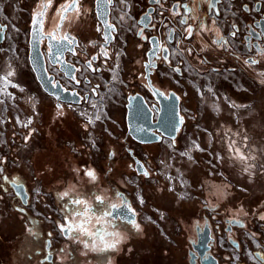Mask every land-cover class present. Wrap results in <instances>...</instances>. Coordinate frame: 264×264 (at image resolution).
Masks as SVG:
<instances>
[{"label":"flooded vegetation","instance_id":"obj_1","mask_svg":"<svg viewBox=\"0 0 264 264\" xmlns=\"http://www.w3.org/2000/svg\"><path fill=\"white\" fill-rule=\"evenodd\" d=\"M70 3H72V0H52L51 6L44 15L45 33L56 30L57 25L60 24L58 12H62L61 6ZM79 4L78 11L64 13L66 19L59 35L61 37L69 35L77 41L73 45L75 54L66 51L60 59L78 69L73 75L80 83L77 84L76 80L71 79L60 64L53 65L51 63L47 40L41 41L40 46L47 72L50 77L54 78L53 84L56 85L59 82L66 91L74 92L81 98V104L74 105L58 103L52 95L44 92L30 64L32 20L34 13L39 8L40 0H0V10L6 16L5 18H0V40H2L0 43V59L5 60L6 58L3 48L10 31L11 20L8 15L15 13L26 15L22 28L27 37L26 43L22 46L23 51H21V56L26 57V61L25 64L21 65L22 68L25 67L29 71V73L25 72L29 83L22 82V84H24V89H32L33 98L37 95L39 101L33 104H26L27 111H25L23 118L24 120H31L29 127L34 128L32 126L34 124L33 117L34 115L38 116L37 130L34 128L36 135L40 134V132L43 133L45 130L46 114H51L54 122L61 116L72 115L79 118L75 106L86 108L92 98L99 95L103 88V81L112 80L114 62H117L120 58V67L123 68L125 57L130 55V46L133 43L139 52L138 56L141 57L137 61L142 63V75L144 78L143 84L139 83L140 85H138L141 89L137 90L133 95H142L151 107L159 105V103L156 101L155 94L148 84L147 74L152 86L158 92L166 97L172 93L176 94L180 99L181 107L183 95L189 91L190 84L195 85L198 93H206V88L208 90V87H203V83L212 85V79L215 75H220L222 87L219 84L216 85V83L211 87L213 89H222L227 94L246 95L262 89L261 79L264 78V75H260V73H264V55H258L256 48H252L249 51V42L252 45L264 48V0H219V3L215 5V9L212 11L209 9L208 0H160L159 4L150 3L149 0H125L124 4H121L120 0H110L108 4H105L103 0H99V3L98 0H79ZM177 4L180 5L178 15L174 14L177 12L175 7ZM185 4L188 5L191 11L184 8ZM245 6H247V10H245ZM125 11L127 15L121 20L120 17ZM215 11H219L218 16L215 15ZM105 13L107 16H105ZM146 14L148 18L141 23V18ZM185 17L188 18V24L192 25L194 29L190 39L185 38L184 29L187 26L179 23ZM105 18L109 24L114 25L116 28V31L112 34L113 40L107 45L108 57L100 54V47L105 43L103 39V20ZM213 18L216 20L215 26H212L211 23ZM201 21L213 27V31H200L199 35H197L196 30L200 28ZM233 24L238 29L235 36L230 35L235 30L232 27ZM97 28H100L101 31H97ZM141 29H143V37L138 35ZM216 29H218V33ZM171 30H174L173 39H169ZM249 33H252V35L249 36ZM152 37L157 38L161 50L155 60V67L149 72L148 69L146 70L145 65L149 62L147 54L154 47L151 42ZM219 37L226 39L228 41L227 45L220 46L213 43V40ZM164 48L168 49V61L163 59L165 55ZM121 49L123 50V55L119 53ZM188 49H191L190 53ZM118 53L120 55L117 59ZM92 56H97V60L93 61L92 67L93 69H99V71L86 70V63ZM250 57L257 59L259 63L252 66L245 64L244 61ZM186 61L193 63V65L189 66L192 72L190 73L191 76L188 77L185 74L188 71L183 65ZM174 68H179L180 71L175 72L173 71ZM22 74L23 72L17 78L20 83ZM205 75H209V78H205ZM173 78L176 79L175 82ZM203 80H206V82ZM246 80L249 82L248 84L245 82ZM86 81H91V83H86ZM172 83L175 85H172ZM37 90L38 93L36 92ZM40 97L43 100L42 102ZM232 101L233 103L236 102L235 100ZM45 103L48 105H45ZM126 106L127 103L124 110L125 122ZM181 117H183L182 113ZM84 124L86 123L84 122ZM48 127L49 125L46 126V128ZM96 127L97 124L93 126L95 131ZM183 127L179 134L182 132ZM122 140V149L125 155L130 158L131 164L124 165L127 161L123 159V156L122 159L124 161L122 160V164L124 167L120 168V171H127L130 174L124 177L122 173L116 171L117 165L113 162L115 154L111 153L108 160L109 168L106 173L104 172L106 177H101L106 181L104 185L100 184L101 179L97 172L96 164L91 166V168L83 167L84 170L82 172L84 174L81 175L79 173L76 186L64 188L63 191L54 193L51 195V199L41 195L39 201L33 203V194L30 192L29 185L26 182L20 177L16 178L17 181L5 179V182L9 185L19 202V206L16 209L20 213H26L28 219H30V222L25 223V227H27L29 237L32 238H30V241H33L34 244L33 249H31L32 253L29 252L28 254L30 260L33 258V264H116L113 260L125 245L128 237L133 233L137 235L144 234L145 228L150 225V216L153 218L152 222L157 225V235H164L166 221L163 215L155 213L151 215L150 202L146 193L148 186L147 188H141L143 193L141 202L135 194L136 186L132 181L133 179H140V181L154 179L160 174L156 169L162 168L164 162L167 163L168 160L171 162L173 158L170 155L168 156V153H163L156 157L148 152V147L162 145L168 139H163L161 143L156 144H141L128 135L127 129ZM169 141L177 143L176 140ZM18 145L21 146V143ZM7 155L11 156L13 153ZM6 157V155L0 157V164L2 162L5 163ZM136 159L148 171V176L136 173ZM149 164L152 169L148 166ZM86 170H95L97 180L92 181L86 175ZM115 174L117 177L114 179L113 176L112 181H110L108 176ZM82 178H84L83 182ZM18 185L26 188L27 195L21 196L17 194L20 188ZM137 185L139 186V184ZM169 185L167 188L170 191L175 194L179 193L174 189V186ZM162 186L164 187V184ZM69 189L74 190L82 197L83 195L86 197L91 196L95 192H107L109 195L119 193L121 197H124L123 200L127 207L113 212V216L117 219L119 227L124 231L125 237L118 247L105 252H92L85 250L78 240L69 239L67 235L60 232L58 225L60 223L67 224L66 217L68 215L66 213L75 211L74 205H71L66 198L62 199L63 192ZM212 194V192L208 193L206 201L203 202L202 200V203H200L202 207L199 216L194 220V223L199 225L190 234L186 232L187 237L191 238L188 241V253H191L192 257H194V263L233 264L230 260V250H232L237 254V262L234 264H264V236L262 237L264 228H262L263 226H255L257 220L263 221L259 218L261 214L258 216L257 213H246L244 210L233 213L227 211L222 207V201L214 203L211 197ZM188 195L190 193L187 191L184 198L186 196L189 197ZM48 205L56 210V216L51 212ZM102 207L99 203L96 204L97 211H100ZM28 208H34L33 213L38 211L41 215L30 214L26 210ZM130 219L139 224V230H136L132 224L128 223ZM231 220H239L243 227L239 224L229 223ZM43 224L46 226L44 230L40 228ZM205 230L210 233V239L205 247L199 248L200 251L205 250L204 256L201 257L199 251H196L194 247L197 246L198 238L204 234ZM221 240L228 246V249L225 250ZM128 250H134L133 243L129 244Z\"/></svg>","mask_w":264,"mask_h":264},{"label":"rangeland","instance_id":"obj_2","mask_svg":"<svg viewBox=\"0 0 264 264\" xmlns=\"http://www.w3.org/2000/svg\"><path fill=\"white\" fill-rule=\"evenodd\" d=\"M5 17L0 10V18ZM8 17L11 20L10 31L3 48L7 59H0V157L7 156L5 163L0 164V264H33V258L30 260L28 254L32 253L34 244L30 241L31 237L25 227V223L30 222V219L26 213H20L16 209L19 202L5 182V177L9 181H17L16 178L20 177L26 182L33 194L34 203L39 201L41 195L51 199L54 193L76 186L79 173L84 174L83 167L91 168L96 164L100 184H106L105 179L101 177H106L104 172L109 168L111 153L115 154L113 162L117 165L116 171L124 177L129 176L127 171H120L124 165L131 164L130 158L122 149V137L127 131L124 110L128 96L141 89L138 85L143 84L144 78L142 63L137 61L141 57L138 56L139 52L133 43L130 46V55L125 57L123 68L120 67L119 58L114 62L112 80L103 81L101 92L97 97H93L86 107L91 123L80 115L79 118L72 115L61 116L54 122L52 115L46 114L45 130L36 135L34 128L37 130L38 116L33 117L34 128H30L29 124L25 127L28 119L23 118L27 111L26 104L39 101L37 95L33 98V90L24 89L22 84L29 83L25 73L29 71L21 65L26 61V57L21 56L27 37L22 28L26 15L15 13ZM119 53L123 55V50ZM191 64L193 65L191 61L183 64L188 71L185 73L186 77L191 76ZM9 71L13 72L12 76H7ZM21 72L23 74L20 83L17 78ZM6 76L9 81L7 86L4 81ZM113 76H116V79H113ZM175 78L174 82L178 79ZM205 78H209V75H205ZM220 79V75H215L212 85L216 83L222 87ZM262 81L264 78L261 79L262 89L246 95L227 94L222 89H213L212 85L204 83L203 87L207 86L208 90L206 88V93H198L195 85H189V91L183 95L181 113L184 127L176 139L177 143L166 140L162 145L148 147L151 155L158 157L168 153L173 159L171 162H164L162 168L156 169L160 172L156 178L149 181H132L136 186L135 194L141 202V188L148 186L146 193L151 215H163L166 221L164 235H157V225L152 222L153 218L150 216L151 222L145 228L144 234H131L115 256L114 263L195 264L194 257L188 253V241L191 238L187 237L186 232L190 234L199 225L195 224L194 220L199 216L202 207L200 203L202 200L206 201V195L210 192L213 193L211 197L214 203L222 201V207L227 211L233 213L244 210L246 213H257L258 216L264 214ZM245 82L249 83L247 80ZM36 92L38 93V90ZM98 98L102 99L100 103L104 105V118L93 124L97 112H101L97 111L100 110L97 108ZM232 100L236 101L234 105L231 104ZM100 103L98 102V107ZM95 124L96 131L93 128ZM193 141L203 151L196 149ZM233 142L235 147L230 148L229 145ZM189 145L190 149H193L192 146L195 149L192 154L188 151L191 159L181 155ZM235 148L251 158L247 161L254 166L250 170L251 175L244 171V162L236 158ZM11 153L13 155H7ZM122 157L127 161L124 165ZM148 166L152 169L150 164ZM113 176L114 179L117 177L116 174L108 176L110 181ZM83 180L84 178L82 182ZM167 184L174 186L179 193L170 191ZM187 191L190 195L184 198ZM50 209L56 216V210ZM26 210L30 214L41 215L38 211L33 213L34 208ZM144 215L146 218V213ZM255 226L264 228V220H257ZM40 228L44 230L45 224ZM130 243L134 244V250H128ZM224 248L226 250L228 246L224 244ZM230 254V260L234 264L237 262V254L232 250Z\"/></svg>","mask_w":264,"mask_h":264},{"label":"snow or ice","instance_id":"obj_3","mask_svg":"<svg viewBox=\"0 0 264 264\" xmlns=\"http://www.w3.org/2000/svg\"><path fill=\"white\" fill-rule=\"evenodd\" d=\"M103 2L105 4H108L110 3V0H103ZM150 3H157L159 4L160 3V0H149ZM51 3H52V0H40V5H39V8L38 10L34 13L33 15V20H32V30H31V33H30V37H31V40H32V46H33V62L34 64H36L38 67H41L42 68V71H43V74L42 76L40 77L42 80H46L48 85L49 86H52L53 85V80L51 77H48L47 76V72H46V68L44 67V62H43V58H42V55L37 51V47L39 45V43L43 40H47L48 44H47V47H48V51L50 53V60H51V63L53 65H57V64H60L62 66L63 69L66 70L67 74L69 75V77L73 80H76L75 76L73 75V73H75L76 71H78V69L74 68L72 65H69L67 63H65L62 59H60L64 53L66 51H70L72 52L73 54H75V49L73 48V45L75 43H77V41L75 40L74 37L72 36H69V35H63L62 37L59 35V32H60V29L63 25V22L64 20L66 19V16L64 15V13H67L69 11H78L79 9V0H72V3L70 4H65V5H62L61 8H62V12H58V15L60 16V24L57 25L56 27V30L55 31H52V32H48V33H45L44 32V15L45 13L47 12V9L51 6ZM98 3H99V0H98ZM120 3L121 4H124L125 3V0H120ZM208 3H209V9L210 11L214 10L215 9V5L217 3H219V0H208ZM176 9H177V12L174 13L176 15L179 14V8H180V5L177 4L175 5ZM184 8L188 11H191V9L188 8V5L185 4L184 5ZM245 10H247V6H245ZM107 14L105 13V16ZM127 15V12L125 11L123 13V15H121L120 19L123 20L124 17ZM215 15L218 16L219 15V11H215ZM148 16L147 14L141 18V23L144 22L145 19H147ZM179 23L181 25H186L187 27L184 29V32L186 33V36L185 38L186 39H190L192 34H193V26L192 25H189L188 24V18L185 17L183 19H181L179 21ZM212 26H215L216 25V20L215 18L212 19ZM233 29H235L234 31H232L230 33V35L232 36H235L238 29H236V26L235 24L232 25ZM97 31H101L100 28H97ZM116 31V28L114 25H111L109 24L108 20L105 18L103 20V39H104V45H102L100 47V54H102L104 57H108V51H107V45L109 43H111V41L113 40V33ZM197 31V35H199L200 31H213V27H210L208 25H206L203 21H201L200 23V28ZM216 32L218 33V29H216ZM138 35H140L141 37H143V29L140 30V32L138 33ZM252 33H249V36H251ZM174 38V30H171L170 31V34H169V39H173ZM147 39V38H145ZM151 42L153 43L154 47L151 51L148 52V57H149V62L145 65V68L149 70V72L151 71L152 68L155 67V60L158 58V53L160 52L161 48H160V44H159V41L157 40L156 37H152L151 38ZM213 43L217 44V45H220V46H224V45H227L228 41L222 37H219L215 40H213ZM252 48H256V51H257V54L258 55H264V48H260L259 46L257 45H252L251 42H249V51L252 50ZM165 55L163 57V59L165 61H168L169 60V57H168V49L167 48H164L163 49ZM189 53L191 52V49H188ZM119 58V53L117 54V59ZM97 60V56H92L90 60L87 61L86 63V70L87 69H91L92 71H99V69H93L92 67V63L93 61ZM245 64H248L249 66H252V65H256L259 63V61L255 58H249L247 60L244 61ZM116 67L118 68L119 65L117 64ZM173 71L175 72H179L180 69L179 68H174ZM13 75V72L9 71L7 76H12ZM260 75H264V73H260ZM7 76L4 77V81H5V86H7V83L9 82L8 79H7ZM113 79H116V76H113ZM264 82V81H262ZM76 83L79 84L80 81L79 80H76ZM86 83H91V81H86ZM149 83H151V81H149ZM15 86V85H14ZM97 87H99L97 85ZM23 91V89H21ZM93 91H95V89H93ZM209 91H211V89H209ZM157 95H159L160 93L157 92L156 93ZM173 98L174 99H178L175 97V94H173ZM0 103H2V101H0ZM93 107H95V105H93ZM96 119H100L99 115H97ZM89 122L91 123V118H89ZM31 123V120H28L25 124V127H27L28 124ZM141 132H144L146 131L145 129L141 128L139 129ZM154 138V137H153ZM173 140L175 139L174 137L172 138ZM193 143V146L196 148V149H199V145L195 143V141L192 142ZM230 148H234L235 145H234V142L232 144L229 145ZM201 151H203V149H199ZM190 152V150H189ZM189 152H182L181 155H185V156H188L189 159H191V156L189 154ZM235 152L237 154L236 158L242 162H244L245 164V167H244V171L246 172H249V174L251 175V168L254 167L253 165L251 164H248L247 161L249 159H251L250 157L248 156H245L241 151L240 149L238 148H235ZM114 155V153H113ZM137 163H139L137 161ZM143 168V165H141V169ZM2 171V170H0ZM144 175H147L148 173L147 172H144L143 173ZM86 175L91 178L92 181H96L97 180V175L95 173V170H86ZM5 179H7V177H5ZM18 187H22V186H19ZM18 195L20 193H17ZM67 195L66 192H63L62 194V197ZM122 199H124V197H121ZM214 210V209H213ZM66 215H69V213H66ZM259 218L261 220H264V214H261L259 216ZM128 223L132 224L133 227L136 229V230H139L140 226L139 224H136L135 221L133 219H130L128 221ZM229 223L231 224H239L241 227H243V225L241 224V222L239 220H231L229 221ZM58 228L60 230V232L62 234H65L68 236L69 239H72V240H77L76 237L72 234V231H71V228L68 226V225H65L64 223H60L58 225ZM31 231V230H29ZM49 235H51V233H49ZM238 247V245H237Z\"/></svg>","mask_w":264,"mask_h":264},{"label":"water","instance_id":"obj_4","mask_svg":"<svg viewBox=\"0 0 264 264\" xmlns=\"http://www.w3.org/2000/svg\"><path fill=\"white\" fill-rule=\"evenodd\" d=\"M1 41L2 40H0V43ZM40 46L41 42L37 47V51L42 55L44 67L46 68L44 57L40 50ZM33 54L34 53L32 40H30V64L44 92L48 93L49 95H52L58 103H70L74 105L81 104V98L77 96L74 92L71 93L66 91L59 82H57L58 84L56 85L53 84L52 86H49L46 80H42L40 78L43 74V71L41 67H38L36 64H34ZM47 76L50 77L48 72ZM51 78L52 80H54L53 77ZM147 79L148 84L152 88L155 94L156 101L159 103V105H155L153 107L149 106L146 99L140 94L129 96L127 99L126 106V125L128 129V135H130L135 141L141 144L161 143L163 139L174 141L177 139L178 134L184 124V120L181 117L180 99L176 94L175 97L178 99H174L173 93L170 94L168 97H166L160 92V94L157 95L156 93L158 91L152 86L151 83H149V81L151 80L148 74ZM141 128L145 129L146 131L141 132L139 130ZM173 137L175 138L174 140L172 139ZM137 161L139 163H137ZM135 162V170L138 175H144V172L148 173L144 166L141 169V165L143 164L138 159H136ZM144 176H148V174ZM18 192L21 196L27 195L26 188L24 186L20 187L18 189ZM209 237L210 233L208 232V230H205L204 234L198 238L197 246L194 247L196 251H199V255L201 257L204 256L205 250L200 251L199 248L206 246V244L209 242Z\"/></svg>","mask_w":264,"mask_h":264},{"label":"clouds","instance_id":"obj_5","mask_svg":"<svg viewBox=\"0 0 264 264\" xmlns=\"http://www.w3.org/2000/svg\"><path fill=\"white\" fill-rule=\"evenodd\" d=\"M66 198L75 211H70L66 217L72 234L85 250L105 252L118 247L124 240V231L119 227L113 212L127 207L119 193L109 195L107 192H95L91 196L83 197L74 190L64 191ZM102 205L100 211L96 204Z\"/></svg>","mask_w":264,"mask_h":264},{"label":"built area","instance_id":"obj_6","mask_svg":"<svg viewBox=\"0 0 264 264\" xmlns=\"http://www.w3.org/2000/svg\"><path fill=\"white\" fill-rule=\"evenodd\" d=\"M100 101H102V99H97V108H99L100 110H97V111H101L100 113L99 112H97V115H99V117H100V119H93V124L97 121V123L98 122H100L101 120H103V118H104V116H103V111H104V105H101V103H100ZM98 102L100 103V106L98 107ZM231 104H235V103H231ZM90 106H92V105H90ZM75 109L77 110V112H78V114L80 115V117H82L84 120H86V121H88L89 122V118H91L90 116H89V113H88V111L86 110V108H84L83 106H75ZM190 146L191 145H189V147L188 148H186L185 150H184V152H188L189 150H190V152H191V154H192V152L193 151H195V149H194V147L192 146V148L193 149H190ZM183 150V149H182Z\"/></svg>","mask_w":264,"mask_h":264}]
</instances>
